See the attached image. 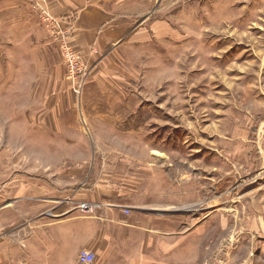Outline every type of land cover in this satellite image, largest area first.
Segmentation results:
<instances>
[{"label": "rangeland", "instance_id": "rangeland-1", "mask_svg": "<svg viewBox=\"0 0 264 264\" xmlns=\"http://www.w3.org/2000/svg\"><path fill=\"white\" fill-rule=\"evenodd\" d=\"M33 12L0 24V195L2 186H146L134 165L161 148L165 162L199 169L192 182L216 184L209 221L185 217L182 264H264V0H152L147 17L167 28L129 52L123 79L87 76L80 95ZM96 113L104 122L89 125ZM84 134L96 139L87 156ZM170 170L163 185L179 182ZM205 187H184L186 208L205 205ZM10 225L0 238L16 246L20 223ZM17 257L11 264H33Z\"/></svg>", "mask_w": 264, "mask_h": 264}, {"label": "crops", "instance_id": "crops-1", "mask_svg": "<svg viewBox=\"0 0 264 264\" xmlns=\"http://www.w3.org/2000/svg\"><path fill=\"white\" fill-rule=\"evenodd\" d=\"M32 1L0 0L2 29L16 24L17 16L24 21L30 14L34 17ZM46 4L53 15L65 20L70 44L93 79L102 72L103 77L123 79L124 72L130 69L126 58L129 52L151 45L154 34L167 28L147 17L152 0H46ZM103 117L96 113L87 123L90 120L95 125L96 120L99 125L104 122ZM95 141L94 136L84 134V156L88 154L86 144ZM147 151L144 166L137 162L134 153H129L130 159L137 162L135 168L145 167L146 186H2L0 231L10 223H20V228L9 238L16 246L0 238V264H11L22 254L31 255L33 264H78L81 250L95 254L92 264H182L185 217L190 214L198 218L199 226L209 221L216 201V184L210 176L203 183L192 182L200 178V173H196L199 169L193 168L190 161L165 162L164 159H170L167 150L150 147ZM118 155L121 153L113 156L119 160ZM165 170H170L179 182L163 185L161 175ZM134 175L137 180L136 170ZM185 186H208L212 197L203 208L200 203L186 208ZM79 202L93 203L96 208L92 213H81L76 208ZM14 216L15 222L11 219Z\"/></svg>", "mask_w": 264, "mask_h": 264}, {"label": "built area", "instance_id": "built-area-1", "mask_svg": "<svg viewBox=\"0 0 264 264\" xmlns=\"http://www.w3.org/2000/svg\"><path fill=\"white\" fill-rule=\"evenodd\" d=\"M32 8L41 19L53 42L56 43L61 60L66 68V78L71 84L73 93L80 95L88 76V68L70 44V30L65 25V20L53 15L45 0H33ZM76 208L81 213L87 214L92 213L96 205L88 202H80ZM124 211L128 212L126 209ZM94 259L95 254L89 250H81L78 254V264H92Z\"/></svg>", "mask_w": 264, "mask_h": 264}]
</instances>
